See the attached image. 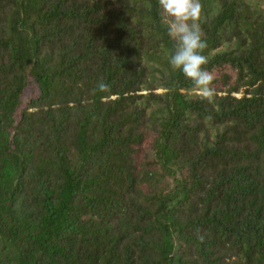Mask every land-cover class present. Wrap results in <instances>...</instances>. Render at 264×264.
Masks as SVG:
<instances>
[{
  "label": "trees",
  "instance_id": "16d2710c",
  "mask_svg": "<svg viewBox=\"0 0 264 264\" xmlns=\"http://www.w3.org/2000/svg\"><path fill=\"white\" fill-rule=\"evenodd\" d=\"M202 3L211 101L158 0H0V264H264V0Z\"/></svg>",
  "mask_w": 264,
  "mask_h": 264
},
{
  "label": "clouds",
  "instance_id": "9594fccd",
  "mask_svg": "<svg viewBox=\"0 0 264 264\" xmlns=\"http://www.w3.org/2000/svg\"><path fill=\"white\" fill-rule=\"evenodd\" d=\"M162 22L168 36L174 41V51L168 56L172 70H179L192 82L194 93L211 101L215 95V74L204 66L208 58L203 54L207 48L206 33L202 24L206 22L202 0H158ZM98 89L106 92L110 86L99 82ZM203 238L201 237V240Z\"/></svg>",
  "mask_w": 264,
  "mask_h": 264
},
{
  "label": "rangeland",
  "instance_id": "374dc122",
  "mask_svg": "<svg viewBox=\"0 0 264 264\" xmlns=\"http://www.w3.org/2000/svg\"><path fill=\"white\" fill-rule=\"evenodd\" d=\"M157 92H163V90L162 89H158ZM241 94L242 93L240 92V93H237L236 95L237 96H241ZM146 148H147V144L143 147V150H146ZM140 152H142V150ZM140 155L142 156V154H140ZM138 157H140V156L138 155ZM142 161H143L142 158H140V160L138 162L139 163L141 162L143 164ZM143 170H147V168L144 166V167L139 169V171H143ZM157 171L159 172V178H161L163 176L162 170L161 169L159 170V167H157L156 176H157ZM167 179H168V177H165V178L162 179V182H160V185H159V190H161L162 188H164L166 186V184H168V183L165 182ZM155 181L156 180H153L152 182L154 183Z\"/></svg>",
  "mask_w": 264,
  "mask_h": 264
}]
</instances>
